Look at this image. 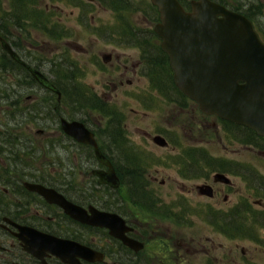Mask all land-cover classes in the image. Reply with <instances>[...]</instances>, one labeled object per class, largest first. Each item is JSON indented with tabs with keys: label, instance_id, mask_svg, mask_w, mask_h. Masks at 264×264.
<instances>
[{
	"label": "flooded vegetation",
	"instance_id": "af4514ba",
	"mask_svg": "<svg viewBox=\"0 0 264 264\" xmlns=\"http://www.w3.org/2000/svg\"><path fill=\"white\" fill-rule=\"evenodd\" d=\"M67 1L68 5L81 8L75 25L98 30L103 27L124 29L123 36L107 38L106 43L112 45V50L100 46L97 53L93 52L96 56V68L93 71L114 77L112 83L115 89L133 84L134 80L130 77H152L157 71L164 73L166 63L172 71L174 81L169 56L162 48V38L155 32L156 25L161 21V13L152 0ZM84 1L96 5L89 20V11L83 6ZM196 1L199 0H179L186 11H192ZM212 1L235 10L234 5L227 0ZM31 2L35 3V0ZM5 3L0 0V264H195L193 256L201 251L207 254L211 251L194 236L186 240L185 223L189 220V215L205 219L228 239H232L229 233L234 226H247L249 219L259 216L254 202L263 206L262 198L252 202L248 196H242L237 202H230L229 195L234 183L227 173L237 174H233L228 165L236 167L234 171L242 172L245 168L249 169V166L237 161L229 164L230 160L224 157L212 155L207 159L209 164L197 165L202 172L197 178L202 180L192 188L203 201L199 204L207 207L190 206L185 201L186 198H183V190L178 184L175 185L176 191H172L171 187L166 192L158 188L153 190L151 185L158 182L161 170H151L152 163L147 162L143 149L140 150L131 142L133 140L127 118L116 105L128 104L127 102L92 100V104L86 102L85 105L89 106H82L84 110H80L81 118L71 117L63 110V107L67 109L68 106L61 104L62 91L59 89V99L58 93L43 85L31 70L41 71L55 85L58 54L47 57L51 49L36 39L42 35L49 41L61 40L52 36L51 30L49 32L42 29V26L51 28L56 23L61 27L65 26L61 16L57 15L60 12L57 10L58 1L53 0L44 5L49 15L43 21L36 11L42 7L36 4V10L25 11L21 1L6 0ZM99 10L100 16L97 14ZM106 12L109 13L108 20L103 17ZM250 19L256 27V22ZM153 31L157 36L153 35ZM72 36L73 34L67 37V43H72ZM120 48L132 49L135 53L120 52ZM91 49L81 47L84 52L91 53ZM70 51L67 47L64 53L69 54ZM66 58L68 57L65 56L64 61H68ZM153 60L159 65L156 70L153 68ZM66 63L70 65L69 71H75L72 68L73 61ZM80 72L85 74L83 69ZM118 77L119 84L116 85ZM152 86L155 91L164 89L161 85L160 88L154 86L153 81ZM43 90L45 93H40ZM68 91L73 96L74 91ZM50 93L57 95L59 104H43L41 95L47 97ZM93 93L95 98L100 97L98 93ZM173 101L165 102L179 104L180 112L183 113L188 104L185 101ZM196 104H191V111L195 116L201 115L207 120L209 117L215 118L225 131H231L226 128L229 120L206 114ZM70 106V109L78 110L73 102ZM94 113L98 117L93 122L90 117ZM62 119L82 122L93 134L96 144L79 141L65 132ZM235 124L238 126V123L234 122ZM213 125L217 127L216 122ZM243 126L239 128L243 130L247 127ZM182 128L184 129L183 126ZM34 129L35 132L32 131ZM135 130H138L137 127ZM145 134L160 147L167 148L172 144V138L164 132L152 134L145 131ZM228 134L234 135L232 132ZM157 135L164 137L167 143H157ZM235 135L242 144L249 145L245 136L247 133L237 131ZM257 135L256 144L264 156V136ZM97 149L104 156L102 160L97 155ZM177 150L174 147L173 151ZM182 151L167 166L176 168L177 175L184 178L187 160H183L185 151ZM110 165L119 179L118 186H113L105 174ZM256 172L257 180L262 181L256 183L263 190V195L259 196L264 197V174ZM246 177V181L254 180L253 175ZM166 184H174L170 176L160 180V186ZM33 185L55 189L68 201L86 210L84 218L92 216V210L118 215L121 221L117 220L114 226L116 234H112L109 227L74 217L61 205L48 201L32 188ZM37 231L76 241L92 252L77 254L76 262L66 261L50 250H45V247H40ZM207 241L214 243L215 239L210 240L208 237ZM222 245L225 252L221 257L217 256L213 264H228L227 259L231 257L232 251L230 248L227 252L228 246L221 243L220 247ZM28 248H34L38 255ZM207 264L212 262L207 260Z\"/></svg>",
	"mask_w": 264,
	"mask_h": 264
},
{
	"label": "rangeland",
	"instance_id": "374dc122",
	"mask_svg": "<svg viewBox=\"0 0 264 264\" xmlns=\"http://www.w3.org/2000/svg\"><path fill=\"white\" fill-rule=\"evenodd\" d=\"M50 1L53 0H38L39 6L45 10L42 14L45 17H42L41 15V20L45 19L46 16L49 15L44 8V5L50 3ZM55 1H58L57 4H59L57 10H60L57 15L58 17L61 16V21L65 26L61 27L60 24H58L56 25V28H53V30L56 35L60 33L59 35L61 40L56 39L55 41H49L48 38L42 35L36 40L51 49L47 57L51 58L53 55L55 56L58 54L56 57L57 64L61 63L66 68L70 67V65L66 62H70V60L74 62V66L72 68H74V72L76 74H74V78L72 79L73 81L69 79L67 82L68 89L72 90L73 82L74 86L78 85L87 92V97L91 98V101H103L107 99L109 101L113 100L116 102L128 103L116 105L121 109L127 118L126 122L129 123V132L131 133V138L133 140L131 142H133L140 150L143 149L147 162L149 164L152 163V166L150 167L151 170H161L158 182L151 185L153 190L158 188V190L166 192L169 191L171 187L172 191H176L177 188L175 185L178 184V186L183 190V198H186L185 201H188L190 206L197 208L202 206L205 207L206 205L199 204V202L203 201L200 200V196L195 190H193L192 187L195 183L202 180L197 178L200 176L198 174L202 173L201 169L197 168V165L202 166L205 163L209 164L207 159L213 155L215 157L218 156L229 159V164H233L237 161L243 162L249 166V169L245 168L242 172L239 169V171H234L236 167L228 165L231 168L230 171L233 174H237L232 175L227 173L231 176L234 183L232 193L229 195L231 203L232 201L237 202L242 196H248L252 202L259 198L264 200L263 196H259L263 195V190L258 184H256L262 182L261 180H257L256 170L259 173L264 174V156L261 154L262 152L259 151L261 148L258 147V144H256L258 141L253 142L248 140L250 142L249 145H244L239 140V137L235 138L237 131H232L234 132V135L230 136L228 133L231 131H225L222 124L217 122L215 118L209 117L207 120L201 117V115L198 117L195 116L193 111H191V104H196V102H193L194 100L188 98L186 99L181 92H177V90L172 89L173 85L170 86V90H168L170 79H167V77L164 78V80H166V87L160 92V89H158V91L153 90L155 87L152 86V81L149 77H130L134 80L133 84H126L124 87L115 89L112 83L115 80L114 77H110L107 74L104 75L95 73L93 71L94 68H96L94 66L96 56L93 52L97 53V51L100 50V46L103 49L106 48L107 50H112V45L106 43L107 38L121 36L120 33L123 29L103 27L98 30L95 28L86 29L83 25H75L76 17L79 15L81 8L79 9L68 5L67 0ZM227 1L236 7H240L242 11H248L252 13L253 16H257L259 28L262 32H264V0ZM5 2L6 0H4V3ZM91 5V3L83 4V6H85L89 11L88 20L90 19L93 9L96 10V5ZM72 12L75 13V16ZM97 14L99 16L101 15L100 10L97 11ZM108 14L109 13L106 12L103 16L106 20H108ZM135 19L137 20V18ZM71 34H73V36L70 38H72L73 41L69 44L67 43V37ZM34 37L36 38L35 35ZM82 46H87L88 49L92 48L91 53L90 51H81ZM67 47L71 50L69 54L64 53V50ZM119 51L126 52L127 54L135 53V50L128 48H120ZM65 56L68 57L66 58L68 61H64ZM58 66L56 67L57 75L54 76V79H60L61 83H64V79L60 76L63 75L65 71H60L61 66H59V69ZM81 69L84 70L85 74L80 72ZM119 79L120 78L118 77L116 85L119 84ZM153 85L155 84L153 83ZM93 92L98 93L100 97L98 99L95 98V94ZM40 93H45V91L43 90ZM109 96H111V98ZM170 100H174L173 103L185 101L188 105L185 107V111L181 113V107H179V104H168L165 102H170ZM72 102L73 100L70 98L68 101L66 100L64 104H67L68 108L66 109L63 107V110L71 117L77 116L81 118L82 112L80 110H84L82 106L86 104V99L80 100V102H84V104H80L77 111L76 108L70 109V107H72L70 106ZM73 106L76 107V104H73ZM96 117H98L97 113H94L91 115L90 119L94 122ZM215 122L217 123V127L213 125ZM136 127L138 129L137 131L135 130ZM32 131L35 132V129ZM145 131L151 132L152 134L160 131L161 133L164 132L172 138L171 146L164 148L156 145L153 140L145 134ZM177 134H179V136H183L177 137ZM239 135L241 136L242 134ZM245 136L247 139L249 138V136ZM174 147L178 148V150L173 151ZM180 150H183L182 153L185 151L183 160H187L185 162L187 168L185 169V172L183 170L184 178H182L179 174L177 175L176 168H169V166H167V163L172 164L171 162H174L173 159L178 158L175 155H177ZM189 154L191 156H188ZM180 160L181 157L179 158V161ZM252 175L254 176V180H245L247 179L246 176L249 178ZM169 176L174 184L160 186V180L163 177L167 178ZM254 207L256 213H259V216L256 219H249L247 221L246 227L250 225L249 228L250 230L252 229V231L248 232L250 236L242 235L241 237L239 235L240 230L233 228V230L229 233L232 235V239H228L224 235L218 233V231H216L205 219H201L196 215H189V220L185 223L186 240H190L192 236H194L197 241L199 240L201 244H204L207 248L209 247L211 251L209 254L201 251L197 256H191L193 262L195 264H207V260H209L213 264L215 258L217 256L221 257L225 252V247L223 245L220 247V244L222 243L228 246L227 252L230 248L232 251L231 257L227 259L228 264H264V205H257L254 202ZM250 223H252V225ZM208 237H210V240L215 239V242H208Z\"/></svg>",
	"mask_w": 264,
	"mask_h": 264
},
{
	"label": "water",
	"instance_id": "95a60500",
	"mask_svg": "<svg viewBox=\"0 0 264 264\" xmlns=\"http://www.w3.org/2000/svg\"><path fill=\"white\" fill-rule=\"evenodd\" d=\"M152 1L161 13L155 32L162 38L178 89L202 112L247 126L264 136V41L254 22L244 13L212 0L194 2L192 11H186L179 0ZM31 70L60 99V90L41 71ZM62 128L79 141L96 144L93 134L80 121L62 119ZM155 141L167 143L161 135ZM97 155L101 160L104 157L99 149ZM105 174L113 186H118L119 179L111 165ZM32 188L74 217L109 227L116 234L114 226L121 221L118 215L92 210L93 215L84 218L87 211L55 189L42 185ZM37 234L40 247L66 261L76 262L77 254L92 252L76 241ZM28 249L38 255L34 248Z\"/></svg>",
	"mask_w": 264,
	"mask_h": 264
},
{
	"label": "trees",
	"instance_id": "16d2710c",
	"mask_svg": "<svg viewBox=\"0 0 264 264\" xmlns=\"http://www.w3.org/2000/svg\"><path fill=\"white\" fill-rule=\"evenodd\" d=\"M17 1V0H16ZM18 1H21V5L24 7V10L25 11H29V10H33V9H35L34 8V6H35V4H36V6H39V2H38V0H35V3L34 2H31L30 0H18ZM41 1V0H40ZM20 3V2H19ZM34 4V5H33ZM234 9L235 10H238V11H242L241 10V8L240 7H236V6H234ZM36 10V9H35ZM37 14H38V17H40L42 14H43V12H45V10H43V9H38L37 8ZM247 16H249L250 18H252L255 22H256V27H257V30H258V32L260 33V35H261V37H263L264 38V32H262V30L259 28V25H258V19H257V16H253L252 15V13H250V12H248V11H243ZM42 17H45L44 15H42ZM47 17V16H46ZM41 21H43V20H41ZM45 25V24H44ZM56 25H58L57 23H56ZM55 24L53 25V26H51V28H49V27H47V26H42V29L43 30H46V31H49L50 32V30L52 31V32H50V33H52V36H54L55 38H61L60 37V33L59 34H57L56 35V33H55V31L53 30V28H56L57 26H56ZM121 36H123L124 34H125V31H124V29L121 31ZM153 35L154 36H157L155 33H154V31H153ZM153 53H154V56H155V58H156V53H155V50L153 51ZM157 58H159V57H157ZM166 61V60H165ZM153 62H154V65H153V68H154V70H156L157 68H158V66L159 65H156V63H155V61L153 60ZM167 64V63H166ZM165 64V66H164V70H165V72L164 73H162V74H160V72L158 73V71H157V74L155 75H153L152 77L150 76L149 78L151 79V81H153V83L155 84L154 86H157L158 88H160L159 86L161 85V87H166V80H164V78L165 77H167V79H170V81H169V84H168V90H170V86H172V89H175V90H177V92H181L177 87H176V85H175V83H174V81H173V77H172V75H171V73H172V71H171V69H170V67L168 66V65H166ZM61 66V69H60V71H65V73L63 74V75H61L60 77L62 78V79H64V83H61V81H60V79L59 80H54L55 81V86L58 88V89H60L61 91H62V101H61V104H64L65 102H66V100L68 101V99L70 98V99H72L73 100V104H76V106L78 107V106H80V104H84V102H80V100L82 99V100H84V99H86V102H88L87 104H92L91 102V98H89V97H87V92L85 91V90H83L80 86H74L73 85V82H72V91H74V93H73V96H71L70 95V93H69V91H68V88H67V82L69 81V79L70 80H72L73 78H74V74H76L74 71H69L68 69H69V67H64L63 66V64H61V63H59V64H57V66ZM59 66H58V69H59ZM162 67V66H161ZM56 75H57V69H56ZM73 81V80H72ZM66 86V88H65V86ZM182 93V92H181ZM184 97H186V99H187V96L186 95H184V94H182ZM41 98H42V102H43V104H48L49 102H51V104H59L58 102H57V95L54 93H50V95H47V97H44V96H41ZM84 106H89V105H85L84 104ZM108 116H112V117H114V116H116V115H113V114H108ZM238 126H236V124L234 125V122H231V121H228V124H226V128H228V129H230L231 130V132L232 131H238V133H242V132H244V133H247V135L249 136V138H248V140L249 141H258L257 140V138H258V135H257V133L253 130V129H251V128H249V127H244L245 129H243V130H241L239 127H241V125H239V124H237ZM232 133H234V132H232ZM251 225H252V223H250ZM249 226L250 225H248V227H246V226H243V227H241V226H234V228L237 230V229H239L240 230V234L239 235H248V236H250V234H248V232L249 231H252V229L250 230V228H249Z\"/></svg>",
	"mask_w": 264,
	"mask_h": 264
}]
</instances>
